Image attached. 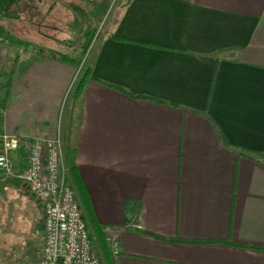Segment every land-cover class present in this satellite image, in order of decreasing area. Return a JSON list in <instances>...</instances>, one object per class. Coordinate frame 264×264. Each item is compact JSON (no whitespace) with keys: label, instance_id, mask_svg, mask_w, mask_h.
I'll list each match as a JSON object with an SVG mask.
<instances>
[{"label":"crops","instance_id":"1","mask_svg":"<svg viewBox=\"0 0 264 264\" xmlns=\"http://www.w3.org/2000/svg\"><path fill=\"white\" fill-rule=\"evenodd\" d=\"M88 28L37 52L0 24L13 169L60 117L112 264H264V0H115L65 98Z\"/></svg>","mask_w":264,"mask_h":264},{"label":"rangeland","instance_id":"2","mask_svg":"<svg viewBox=\"0 0 264 264\" xmlns=\"http://www.w3.org/2000/svg\"><path fill=\"white\" fill-rule=\"evenodd\" d=\"M96 1L0 0V24L12 39L22 43H19L22 47L28 46L37 52H41L38 46L60 51L81 28L89 27L92 34L96 23L102 28L115 0L111 1L108 10L100 13V21L96 20L99 14ZM37 15L41 16L40 21ZM16 49L21 53V47ZM14 53L10 52V56ZM2 92L3 89L0 94ZM41 225L40 203L19 179L0 175V264L30 261L41 246Z\"/></svg>","mask_w":264,"mask_h":264},{"label":"built area","instance_id":"3","mask_svg":"<svg viewBox=\"0 0 264 264\" xmlns=\"http://www.w3.org/2000/svg\"><path fill=\"white\" fill-rule=\"evenodd\" d=\"M84 1L92 3L95 0ZM101 29L98 25L92 34L65 98L72 90ZM17 147V138L0 130V173L18 178L42 207L41 246L26 264H103L100 254L88 239L84 212L69 179L60 117L52 138L36 137L28 141L24 165L15 171L11 153ZM107 244L111 256L115 257L119 252L117 240L111 237Z\"/></svg>","mask_w":264,"mask_h":264},{"label":"trees","instance_id":"4","mask_svg":"<svg viewBox=\"0 0 264 264\" xmlns=\"http://www.w3.org/2000/svg\"><path fill=\"white\" fill-rule=\"evenodd\" d=\"M10 37V36H7ZM4 38V37H2ZM87 41L85 43L84 49L82 51V55L88 45ZM81 55V56H82ZM76 65H79V62L76 63ZM90 76V71L88 68L86 67H82L80 69V72L75 80V83L72 87L70 96L71 98H76L80 92L81 89L83 87V83L85 81V79L87 77ZM220 139V138H219ZM65 162H66V166H67V171H68V175H69V179L75 189L77 198L81 204V207L83 209L84 212V216H85V222H86V228H87V235H88V239L89 241L92 243L93 247L97 250V252L100 254L103 264H112V259L113 257L111 256L110 250L108 248V244L105 238V234L102 230L101 225L96 221L89 200L87 198V195L85 193V190L81 184V181L79 179L77 170L75 169V166L73 164H71L70 162H68L66 160L65 157Z\"/></svg>","mask_w":264,"mask_h":264}]
</instances>
